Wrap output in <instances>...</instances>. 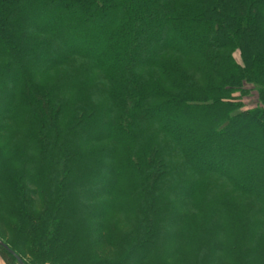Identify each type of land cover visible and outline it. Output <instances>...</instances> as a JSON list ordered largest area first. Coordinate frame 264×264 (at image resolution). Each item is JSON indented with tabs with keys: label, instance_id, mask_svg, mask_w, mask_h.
I'll return each instance as SVG.
<instances>
[{
	"label": "trees",
	"instance_id": "16d2710c",
	"mask_svg": "<svg viewBox=\"0 0 264 264\" xmlns=\"http://www.w3.org/2000/svg\"><path fill=\"white\" fill-rule=\"evenodd\" d=\"M2 98L25 264H264V0H0Z\"/></svg>",
	"mask_w": 264,
	"mask_h": 264
},
{
	"label": "rangeland",
	"instance_id": "374dc122",
	"mask_svg": "<svg viewBox=\"0 0 264 264\" xmlns=\"http://www.w3.org/2000/svg\"><path fill=\"white\" fill-rule=\"evenodd\" d=\"M28 12V13H27ZM24 13H27L29 14V11H25ZM45 15L39 17L38 19H33V22L32 24L35 25L36 27H39V26H45V25H50V24H53V19H52V16H50L53 12L52 11H44ZM75 13V12H73ZM27 30V28H26ZM65 30L64 33H63V38L65 39H70L73 35H72V32L70 31V28H65L63 29ZM25 32V30H24ZM158 37L159 38H166L167 37V33L165 31H161V32H158ZM85 48H89V49H92L90 46H85ZM13 71H20L19 69L17 68H13ZM0 103L3 104L4 103V98L0 99ZM184 181V180H183ZM94 186V185H92ZM3 262L4 264H11L10 262H7L5 260V258L3 259Z\"/></svg>",
	"mask_w": 264,
	"mask_h": 264
},
{
	"label": "water",
	"instance_id": "95a60500",
	"mask_svg": "<svg viewBox=\"0 0 264 264\" xmlns=\"http://www.w3.org/2000/svg\"><path fill=\"white\" fill-rule=\"evenodd\" d=\"M0 245L3 246L16 260L19 264H25V262L23 261V259L14 251L12 250L8 244H6L5 242H3L0 239Z\"/></svg>",
	"mask_w": 264,
	"mask_h": 264
},
{
	"label": "crops",
	"instance_id": "0c3cea01",
	"mask_svg": "<svg viewBox=\"0 0 264 264\" xmlns=\"http://www.w3.org/2000/svg\"><path fill=\"white\" fill-rule=\"evenodd\" d=\"M0 264H4L3 258L0 256Z\"/></svg>",
	"mask_w": 264,
	"mask_h": 264
}]
</instances>
